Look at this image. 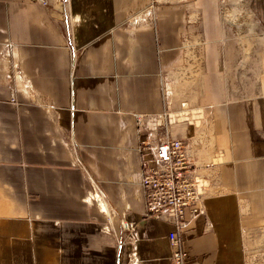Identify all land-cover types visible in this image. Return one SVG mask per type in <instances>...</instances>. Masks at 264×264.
Wrapping results in <instances>:
<instances>
[{
    "label": "crops",
    "instance_id": "0c3cea01",
    "mask_svg": "<svg viewBox=\"0 0 264 264\" xmlns=\"http://www.w3.org/2000/svg\"><path fill=\"white\" fill-rule=\"evenodd\" d=\"M150 1L0 0V264H131L133 246L170 264L138 126L167 110L188 112L171 131L205 183V213L178 232L187 264H264V0L249 28L219 0Z\"/></svg>",
    "mask_w": 264,
    "mask_h": 264
},
{
    "label": "built area",
    "instance_id": "2783aa9c",
    "mask_svg": "<svg viewBox=\"0 0 264 264\" xmlns=\"http://www.w3.org/2000/svg\"><path fill=\"white\" fill-rule=\"evenodd\" d=\"M45 2V0H39ZM165 0H151L154 6ZM174 114L166 111L155 116L140 115L138 126L142 150L150 152V157L144 161V170L141 184L145 192L147 216L171 222L176 229L168 235L171 246L170 264H187L188 255L181 247L178 232L185 229L188 222L203 213L205 183L202 178L190 171V162L186 143L181 136L171 131L172 123L179 118H189L188 112ZM160 129L166 137L161 138ZM87 200L95 202L106 213L111 221L114 210L109 207L106 194L102 188L93 182L87 193ZM124 228L130 230L131 237L135 239L136 232L127 222ZM102 231L110 232L109 222L104 223ZM131 264H139V254L133 246Z\"/></svg>",
    "mask_w": 264,
    "mask_h": 264
},
{
    "label": "rangeland",
    "instance_id": "374dc122",
    "mask_svg": "<svg viewBox=\"0 0 264 264\" xmlns=\"http://www.w3.org/2000/svg\"><path fill=\"white\" fill-rule=\"evenodd\" d=\"M166 1V0H165ZM170 1V0H167ZM220 1V14L223 18L224 24L228 25L230 21H234L236 24H239L240 28H249L254 25H258L259 19L255 12L252 10V0H219ZM196 27L198 31H202L205 27L207 12L204 6L198 5L196 10ZM190 24V23H189ZM233 29L234 26L230 24ZM197 37L198 44L205 43V38L199 36ZM238 32V30H236ZM168 85V84H167ZM170 84L168 85L170 91Z\"/></svg>",
    "mask_w": 264,
    "mask_h": 264
}]
</instances>
